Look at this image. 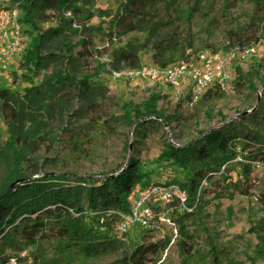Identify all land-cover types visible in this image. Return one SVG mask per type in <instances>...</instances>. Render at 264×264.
<instances>
[{
	"label": "rangeland",
	"instance_id": "rangeland-1",
	"mask_svg": "<svg viewBox=\"0 0 264 264\" xmlns=\"http://www.w3.org/2000/svg\"><path fill=\"white\" fill-rule=\"evenodd\" d=\"M10 5L11 0H0V10ZM118 6V0H97L87 7L93 18L85 26L92 29L83 31L75 24L73 34L48 42L46 52L57 60L49 62L35 84L60 69L76 81L87 80V87L82 94L75 87L64 88L54 100L36 109L34 123L17 121L14 132L18 151L26 156L28 174L101 180L117 175L135 160L154 172L153 183H168L182 176L167 163L158 162L167 144L184 146L200 133L218 129L259 130L264 135V31L250 0H159L148 8L147 22L131 34L110 30L111 17L102 13L114 15ZM194 10L198 11L192 16V32L198 53L192 57L216 52L228 59L233 54L229 69L235 79L221 98H202L191 106L186 83L177 95L164 78L151 84L131 74L144 66L165 70L183 62L182 56L191 51L174 40L178 25L173 22ZM19 16H23L21 11ZM37 24L45 31L59 26L58 20ZM20 25L19 36L9 28L10 40L0 45V54L8 55L0 61V90L23 91L29 86L26 79L16 78L23 73L21 61L33 40L30 28L23 22ZM17 39L20 50L9 56L11 43ZM248 50L254 52L241 59ZM126 52H131V57L119 65L117 59ZM151 111L161 115L160 126L138 134L129 120L138 122L137 113ZM8 131L7 122L0 118V190L14 167L5 150ZM225 177L217 175L212 184L204 183L208 188L205 210L187 220V231L193 237L192 260L181 250L179 227L171 222V211L163 217L158 232L141 228L128 232L130 247L147 248L170 240L165 251L148 255L154 259L147 264H212V246L219 250L222 264H264V166L249 165L239 157ZM119 233L116 230L123 239ZM62 251V245L50 236L40 240L35 249L8 250L6 256L21 258L17 264H109L122 257L110 253L86 258L76 252L63 256Z\"/></svg>",
	"mask_w": 264,
	"mask_h": 264
},
{
	"label": "trees",
	"instance_id": "trees-1",
	"mask_svg": "<svg viewBox=\"0 0 264 264\" xmlns=\"http://www.w3.org/2000/svg\"><path fill=\"white\" fill-rule=\"evenodd\" d=\"M97 0H11L9 7L23 13L20 22L30 28L28 33L33 39L21 61V75L16 78L26 79L29 86L23 91L11 89L0 90V118L9 127V142L5 150L14 160V167L0 190V264H11L6 256L8 250L21 251L23 247L37 248L40 240L50 236L63 247L62 255L76 252L86 258H98L110 253H121L122 257L109 264H147L157 255L165 251L170 240L164 239L150 244L147 248L130 247L127 242L128 233L116 234L120 224V214L130 211L128 198L138 185L147 187L152 184L177 185L187 194L185 208L177 200L168 203L157 213L169 214L175 227H179L181 250L188 260H192L194 248L193 237L187 231V220L190 216L205 210L204 198L208 188L204 183L212 184L217 175L226 179L225 175L231 164L239 157H244L249 165L264 166V135L259 130L244 129L225 131L218 129L208 133H200L198 138L184 146L167 144L158 162L167 163L177 170L181 179L168 183H153V171L145 168L139 161L130 160L127 167L117 175L104 179H72L70 175L28 174L26 156L18 151V140L14 128L17 121L36 119L35 111L42 108L47 101H52L71 86L82 94L87 87L84 81H76L63 70H55L51 76L41 83L34 80L42 76L49 62L57 60L46 52L48 42L56 41L68 34H73V25L80 24L86 31L85 24L93 18L87 10ZM254 4V13L260 19L264 31V0H250ZM118 10L114 15L102 12L111 17V28L122 29L131 34L140 23L150 18L148 8H152L159 0H118ZM198 10L191 11L186 17H178L174 25V40L181 41L191 51L182 56V61H189L198 53L195 49L192 16ZM58 20L59 26L48 30H40L37 23ZM39 29L40 32L35 33ZM42 31V32H41ZM131 52L122 54L117 59L120 63L131 57ZM162 67L165 64L160 63ZM136 67V64L133 65ZM239 78L241 71L237 69ZM243 79V78H242ZM245 84V80L243 81ZM222 90L211 89L203 98H221ZM148 108V107H147ZM149 109V108H148ZM138 122L131 121L138 134L145 135L150 128L159 127L161 115L155 111L137 113ZM251 119V118H250ZM243 129V128H242ZM174 210V211H173ZM177 211V212H176ZM177 227V229H178ZM150 231V230H148ZM264 245V239H262ZM131 248V249H130ZM212 264H222L219 250L212 246ZM36 258H34L35 260Z\"/></svg>",
	"mask_w": 264,
	"mask_h": 264
},
{
	"label": "built area",
	"instance_id": "built-area-1",
	"mask_svg": "<svg viewBox=\"0 0 264 264\" xmlns=\"http://www.w3.org/2000/svg\"><path fill=\"white\" fill-rule=\"evenodd\" d=\"M9 28H14L16 36H19L21 25L19 10L16 8L0 10V45L10 40ZM11 47L9 56H13L20 50L18 39L11 43ZM250 51L254 52V50L246 51L241 59H245L246 54H249ZM7 56V54L1 53L0 61ZM232 59L233 54H229L226 59L216 52L199 53L191 57L189 61H183L177 66L165 70L154 66H144L136 73H132L131 76L151 84L164 78L166 84L171 86L177 95H181L182 88L186 83L189 103L194 106L209 90L225 91L229 88L235 79L229 69V62ZM174 200H177L185 208L187 194L177 185L152 184L144 187L138 184L128 198L130 211L120 214L118 231L128 233L136 228L160 231L163 217L167 218V216L162 213L158 214L157 211ZM12 262L16 264L15 260Z\"/></svg>",
	"mask_w": 264,
	"mask_h": 264
}]
</instances>
